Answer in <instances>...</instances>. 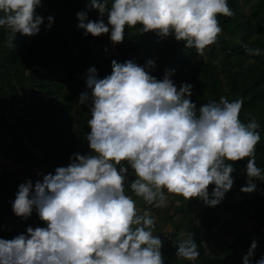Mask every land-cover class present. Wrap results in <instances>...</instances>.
I'll list each match as a JSON object with an SVG mask.
<instances>
[{
  "label": "clouds",
  "instance_id": "9594fccd",
  "mask_svg": "<svg viewBox=\"0 0 264 264\" xmlns=\"http://www.w3.org/2000/svg\"><path fill=\"white\" fill-rule=\"evenodd\" d=\"M41 6L42 0H0L8 47L15 46L17 33L40 32ZM90 10L99 18L90 19ZM234 14L228 0H86L76 15L85 35L110 34L119 43L126 26L140 25V32L172 35L203 53L222 32L218 16ZM46 19L50 29L55 18ZM243 46L250 56L262 52ZM111 67L103 77L96 66L89 67L88 90L80 93V103L90 106V151L73 153L67 165L18 186L15 215L27 219L35 210L44 226L28 225L12 238L0 237V264H165L164 241L153 231L156 218L148 208L141 212L134 196L156 208L168 205L166 192L216 206L233 187L232 162L248 158L242 192L255 191V180L264 176L255 155L260 125L255 117L247 123L240 119L242 97L221 96L198 108L192 84L178 87L171 78L175 69L158 79L150 71L152 59L144 65L113 59ZM177 245V255L186 260L200 255L191 232ZM257 246L254 238L243 264H264V255L254 259Z\"/></svg>",
  "mask_w": 264,
  "mask_h": 264
},
{
  "label": "trees",
  "instance_id": "16d2710c",
  "mask_svg": "<svg viewBox=\"0 0 264 264\" xmlns=\"http://www.w3.org/2000/svg\"><path fill=\"white\" fill-rule=\"evenodd\" d=\"M228 3L235 14L218 16L222 32L204 50L207 52L209 48V56L221 54L218 69L211 60L192 61L201 53L195 48H185L184 41H177L172 35L161 37L152 31L140 32V25L125 27L124 40L114 43L113 56L120 62L134 59L141 65L154 60L155 68L150 71L158 79L175 69L171 78L176 81L175 75L180 71L197 68L191 79L197 91H192L191 99L198 108L203 103L218 101L221 96L230 101L242 97L240 119L247 123L255 117L260 125L257 131L261 138L255 146V155L257 165L264 169V0H228ZM85 6L86 0H42V6L37 8L45 17L40 32L33 36L17 33L15 46L11 48L7 45L9 31L0 26V159L12 161L15 168L21 167L27 175L37 162L49 163L48 172H54L57 166L67 165L73 153L90 151L87 142L90 106L79 101L82 86L79 75L100 58L98 46L111 39L110 34L85 35L77 27L76 14ZM49 15L55 18L50 29L45 27ZM89 18L98 19V11L90 10ZM104 19L107 23V16ZM245 43L261 48V54L250 56L243 46ZM112 60L105 59L106 71L97 68L100 77L111 73ZM247 159L232 162L236 169L232 174L233 187L216 206L166 192L168 205L156 208L134 196L141 212L148 208L156 218L153 231L164 241L165 264H243L236 256L247 253L252 242L250 235L231 231L233 238L225 241L220 236L226 230L217 224L220 213L232 211L253 219L254 235L259 239L264 237V176L255 180V191L242 192L241 187L248 181ZM19 173L11 168L0 172V237L3 238L25 232L28 225L44 226L36 212L24 219L13 211L12 201L22 183ZM134 178L130 170L129 180ZM213 187L209 185L210 192ZM126 191L134 195L130 187ZM237 195L240 200H233ZM160 223L171 225L168 236L162 235ZM190 232L200 251L195 261L177 255L178 240ZM214 253L218 255L213 256ZM262 255L264 249H255L254 259Z\"/></svg>",
  "mask_w": 264,
  "mask_h": 264
},
{
  "label": "rangeland",
  "instance_id": "374dc122",
  "mask_svg": "<svg viewBox=\"0 0 264 264\" xmlns=\"http://www.w3.org/2000/svg\"><path fill=\"white\" fill-rule=\"evenodd\" d=\"M245 10H247V7H245ZM98 48L97 49L99 50L98 53L100 55V58L93 61V65L96 66V68L99 67V69L103 72L106 71V67H107V63L105 62L106 58L115 59L118 62H120V60L117 56H113L114 52H115V45L111 40L104 42V44L98 46ZM208 49L209 48L206 49L207 52H203V53L199 54L192 61L211 60L216 65V68L218 69V64L221 61V54L217 53L214 56H209L208 55V53H209ZM196 72H197V68H195V67H193L192 69H189V70L184 69L175 75V77L177 79L174 82L177 84L178 87L181 86L182 83L188 82V83L192 84L193 90L197 91L195 85L193 83H191L192 76L195 75ZM85 74H86V72L81 73L79 75V78L81 79V84H82L80 92L88 90L87 85H86ZM219 77L221 78L220 75H219ZM222 84H223V87H225L224 81L222 82ZM18 107L20 108V107H22V105H19ZM4 168L17 169L20 172L19 177L22 178V183L26 182L28 179H32L33 183H35V181L40 178V176H38V173L43 172L44 174H47L48 169L51 168V166L49 163H45L44 161L37 162L36 164L33 165V169L31 171V174L27 175L25 173V171H23L21 169V167L15 168L14 163L12 161L0 159V172ZM235 177L238 178L237 174ZM233 200H240L239 195H237L235 198H233ZM34 212H35V210L33 211V213ZM231 212L232 211L225 210L224 212L219 214L220 220L217 224V227L223 226L224 230H226L220 236V238L222 240L229 241L233 238L231 231H237V232L244 231L246 234L250 235L251 240H253L255 238L258 241V246L256 249L263 250L264 249V237H261L259 239L256 235H254V230H255L254 229V220L249 218V217L242 216V215L238 216V215L233 214ZM160 228H161V233L163 236L164 235L168 236L172 230V227L169 224L164 225V224L160 223ZM215 255H218V253L213 254V256H215ZM242 257H243V254L241 253V254H238L236 256V259H238L241 262Z\"/></svg>",
  "mask_w": 264,
  "mask_h": 264
}]
</instances>
